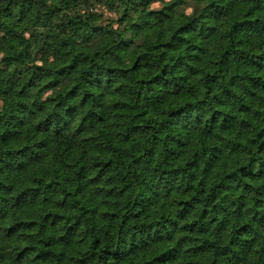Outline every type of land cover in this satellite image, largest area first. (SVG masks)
<instances>
[{"label": "trees", "instance_id": "trees-1", "mask_svg": "<svg viewBox=\"0 0 264 264\" xmlns=\"http://www.w3.org/2000/svg\"><path fill=\"white\" fill-rule=\"evenodd\" d=\"M232 3L233 0H211L208 8L234 13L237 5L228 8ZM247 6L243 15L247 23L255 22L264 13V0H247ZM97 10L101 15L92 14L87 21L71 14L67 28L56 36L54 31L38 34L35 28L47 29L53 13L59 15L64 9L48 8L47 0H0V52L4 54L0 57V101L9 113L8 121L18 126L0 131V151L19 139L15 132L27 135L24 129L30 128L32 150L45 158L25 170L0 169V239H28L16 251L20 264H160L164 259L169 264H232L231 256L239 253H244L247 264H264V241H260L259 251H252L264 230V40L253 44L239 31H233L227 42L217 40L221 32L218 15L207 12L200 19L181 21L177 26L169 8L130 22L115 42L101 41L102 37L115 35L113 23L124 25L131 18L127 8L116 19L107 16L111 5L105 10L98 3ZM166 23L168 30L175 28L170 38L164 28ZM65 31H70L71 36L66 38ZM89 32L94 34L91 40ZM77 41L85 49L100 41L119 61L101 64L97 60L80 81L88 89L81 105L90 104L89 111L96 117L101 113L93 97L97 91L103 95L105 87L91 81L101 68L119 73L122 83L141 67L151 70L154 63L160 68L151 72V83L161 77L182 79L177 65L185 63L192 75L204 69L209 85L223 79L224 90L217 99L239 96L241 103L235 109L231 104L212 105L208 127L212 129V143L224 140L232 146L230 150L216 151L211 166L207 158L212 153L206 150L194 154L188 162H162L158 169L162 179L155 181L161 188H153V192L145 190L153 184L151 177L142 176L138 170L130 174V169H121L115 159L93 174L97 165L89 167L82 145L76 142L79 129L71 132L83 111L74 104L82 88L74 86L66 92L62 89L79 68L77 54L84 55ZM181 44L187 47L175 65L164 62V52L156 54L157 49H177ZM68 49H72L71 55L61 59ZM229 52H235L234 62L226 63ZM38 59H42L43 67L36 65ZM238 78L244 86L239 91L231 86ZM48 91L55 97L45 98ZM87 123H92L91 116ZM132 123L139 126L138 121ZM245 128L255 130V136H245ZM198 139L193 136L186 147L193 149ZM244 140L246 144L241 143ZM180 144L184 145V141ZM175 148L169 141L166 150ZM91 155L89 149L88 156ZM115 155L124 159L119 150ZM241 156L244 158L239 159ZM57 158L63 161L58 167L53 166ZM133 167L139 168L135 161ZM170 177L174 178L171 183ZM149 196L151 200L141 206L140 201ZM237 220L241 226L234 228V238L225 244L224 234ZM32 230L36 235L28 237ZM149 233L158 235L148 241L145 249L129 246L125 250V239H147ZM248 253L255 259L249 261Z\"/></svg>", "mask_w": 264, "mask_h": 264}, {"label": "clouds", "instance_id": "clouds-1", "mask_svg": "<svg viewBox=\"0 0 264 264\" xmlns=\"http://www.w3.org/2000/svg\"><path fill=\"white\" fill-rule=\"evenodd\" d=\"M210 2L211 0H149L147 3H142L141 0H132L130 4L129 0H99V2L98 0H47L48 8H62L64 11L59 15L53 13V18L50 20L47 29L37 26L35 31L38 34L45 31H54L56 36H59L62 29L67 28V20L72 18L71 14H78L83 21H87V18L92 14L101 15L97 10V4L99 3L105 10L111 5L112 10L107 12V16L112 19L122 16L126 8L131 18L124 25L113 23L111 28L115 35L102 37L101 41L109 40L115 42L119 32L126 28L130 22L138 21L149 12H161L166 6H170V11L177 26H179L181 21L186 23L190 19H200L207 12L218 15V27L221 32L216 35L217 40L227 42L233 31H239L249 36L253 44L257 40H264V22H262L264 21V13H260L253 23H247L243 19L244 12L248 10L247 0H233V3L229 4L228 8H233L234 4L237 5L234 13H229L227 10L209 9L208 5ZM248 15H251V12H248ZM152 19L159 20L160 17H153ZM96 23L100 24V21ZM164 28L167 31L168 38L175 32L174 27L168 30L169 26L167 23ZM63 34L66 38L71 36L70 31H65ZM24 35L28 36V32H24ZM127 35L131 36L130 33ZM87 36L91 40L94 34L89 32ZM153 43H160V41L154 40ZM245 43H247V40ZM77 46L81 47L84 55L77 54L79 57V68L66 81L62 89L66 92L74 86L82 88L74 104L82 107L83 111L75 120L71 132H77V129H79L76 142L82 145L83 155L89 162V167L91 168L93 164L97 165L96 168L92 169L93 174L99 170V167L107 165L115 159L121 169H130V174L138 170L142 176L151 177L153 184L145 190L153 192V188H161V184L155 181L162 179L163 174L158 170L162 162L175 159H182L183 162H188L193 159L194 154L206 150L212 153L207 158L208 165L211 166L213 161L216 160V151L224 149L227 152L232 147L220 139H216L215 143H212L213 137L210 135L212 129L208 127V116L211 113L212 105L218 103L222 105L231 104L232 109H235L241 103L239 96L230 95L223 100L217 99L224 90L223 79L217 81L214 85H209L205 79L206 73L204 69L192 75L191 69L185 63L182 67L177 65L182 79L167 80L161 77L157 82L151 83V72H155L160 68V64L154 63L151 70L148 67H141L132 78L122 83L119 73L105 72L101 68L91 81L92 84L99 81L105 87L103 95H100L97 91L93 97L101 113L100 117H96L89 111L90 104L81 105V98L84 97L88 89L81 85L80 81L84 78L87 69L92 67L97 60L101 64L105 62L119 63V61L109 53L108 46L100 41L92 42L86 49L77 41ZM186 47L187 44H181L177 49H157L156 54L159 55L160 52H164L167 55V60L164 62H170L175 65L179 57L184 54ZM231 47L235 49L236 45L232 44ZM71 53L72 49H68L66 54H61V59H64L65 55H71ZM3 55V52H0V57ZM85 56L87 57L86 60ZM234 57L235 52H229L225 62H234ZM35 63L37 66H44L42 59L36 60ZM128 67H131V65L129 64ZM89 75L91 74L89 73ZM233 75L237 74L233 73ZM231 86L237 91L244 87L243 82L239 81V78L237 81H233ZM213 88L218 91H213ZM93 91L96 90L93 89ZM47 97H55L54 92H46L45 98ZM203 101H208V103H202ZM261 111H264V109H261ZM8 114L3 101H0V118H2L0 119V131L10 125L18 127L14 121H8ZM88 116H91L92 123H87ZM261 119H264V117H261ZM82 120L85 123H81ZM133 120L138 121L139 126H134ZM97 128L100 129L99 132L96 131ZM237 131H240V129L238 128ZM24 132L27 135L15 132V136L19 137V139L14 141L8 149L0 151V169L10 168L13 172L25 170L33 167L35 161L45 159L41 154L32 150L31 144L34 141L31 129L25 128ZM71 132L69 133L70 136ZM243 134L254 137L255 130L245 128ZM193 136L199 138L198 142L193 149H188L186 145L192 142L191 138ZM217 136H219V133H217ZM181 140L184 141V145L180 144ZM169 141L176 145L174 151L166 150ZM241 143L246 144V140L241 141ZM89 149L92 150L91 156H88ZM118 150L122 153L124 159H120L115 155ZM185 153H187V159H184ZM243 158L241 156L239 159ZM47 159L51 160V156L47 157ZM133 161L139 168L133 167ZM198 163L202 164L203 160L198 161ZM62 164V159L57 158L53 166L58 167ZM115 174L116 169L113 168V175ZM173 179L170 177L169 183ZM150 200V196L145 197L143 201H140L141 206ZM244 222L246 223L247 221ZM240 226V221L238 220L234 225L230 226L223 237L225 244H227L228 240L234 238V228ZM162 231L164 229H161ZM35 235V230L27 233L28 237ZM155 235H158V233H149L147 239L145 237L127 238L124 240L125 250L129 246L145 249L148 241ZM124 236L128 237V233H125ZM256 239L257 244L252 249L253 252L259 251L262 246L260 241H264V230L260 231V236ZM27 243L28 239L23 238L18 241L0 239V257L4 258L0 260V264H20V261L16 259V251ZM155 254L159 256L160 253L156 252ZM254 259L255 257L248 253V260ZM231 261L232 264H247L244 259V253L232 255ZM160 264H169V262L164 259Z\"/></svg>", "mask_w": 264, "mask_h": 264}, {"label": "rangeland", "instance_id": "rangeland-1", "mask_svg": "<svg viewBox=\"0 0 264 264\" xmlns=\"http://www.w3.org/2000/svg\"><path fill=\"white\" fill-rule=\"evenodd\" d=\"M170 6H166L164 11H169Z\"/></svg>", "mask_w": 264, "mask_h": 264}]
</instances>
